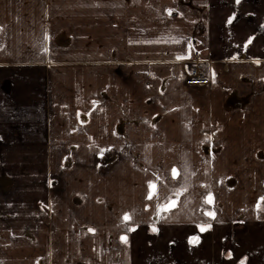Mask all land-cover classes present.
I'll list each match as a JSON object with an SVG mask.
<instances>
[{"label": "crops", "instance_id": "1", "mask_svg": "<svg viewBox=\"0 0 264 264\" xmlns=\"http://www.w3.org/2000/svg\"><path fill=\"white\" fill-rule=\"evenodd\" d=\"M262 197L264 0H0V264H264Z\"/></svg>", "mask_w": 264, "mask_h": 264}, {"label": "rangeland", "instance_id": "2", "mask_svg": "<svg viewBox=\"0 0 264 264\" xmlns=\"http://www.w3.org/2000/svg\"><path fill=\"white\" fill-rule=\"evenodd\" d=\"M184 64H187V66H189L191 63L184 62ZM180 200L178 198L179 202H180ZM192 206H193V199L191 198L189 201V204H187L186 207H183V208L179 207L177 209H172L171 211H174V212L177 211L179 213L175 216L173 215L174 216L173 219H178V220H182V221H195L196 217H197V212H196V208H193ZM135 220H136V224L138 225L142 220H145L148 222H155L157 220V217H156V214L154 213V211L151 212V210H149V213L141 214L139 212V210H137ZM152 228H155V227H152Z\"/></svg>", "mask_w": 264, "mask_h": 264}, {"label": "snow or ice", "instance_id": "3", "mask_svg": "<svg viewBox=\"0 0 264 264\" xmlns=\"http://www.w3.org/2000/svg\"><path fill=\"white\" fill-rule=\"evenodd\" d=\"M237 3H239V0H237ZM169 14H171V10L169 11ZM229 23H231V19L229 20ZM248 43H251V38L249 39ZM45 51H47V49H45ZM185 58H186L185 56H177V57H176L177 60H181V59H185ZM233 59H235V57H233ZM255 62H256L257 64L260 63L259 60L255 61ZM103 151H104V150L102 149V150H101V155L103 154ZM172 172H173V175H176V169H173ZM157 179H159V177H157ZM149 187H150V189H151L152 191L149 193V195H148V199H152L153 196L156 194V184H155L154 182H150V183H149ZM176 195H179V193L177 192ZM167 199H168V201H169L168 204L158 205V207L160 208L161 211H167V210H169L171 207H175V201H173V200L171 199V197H168ZM261 199L264 200V197H262ZM206 202L209 203V204L212 203L211 196H209V198L207 199ZM257 207H259V205H257ZM209 215H213V216H214L213 213H209ZM123 219H124L125 221H129V220H131V216L126 214V215L123 217ZM208 227L210 228L211 225L209 224ZM205 230H206V229H205L204 227H201V231H205ZM89 231H93V229H89ZM153 231H156V229L153 228ZM122 239H123L125 242H127V238H126V237H122ZM193 239H196V238H193ZM229 255H231V254H229ZM244 259H246V258H244ZM241 264H244V260H241Z\"/></svg>", "mask_w": 264, "mask_h": 264}, {"label": "built area", "instance_id": "4", "mask_svg": "<svg viewBox=\"0 0 264 264\" xmlns=\"http://www.w3.org/2000/svg\"><path fill=\"white\" fill-rule=\"evenodd\" d=\"M188 67L186 84L188 86H202L209 84L204 62L195 59Z\"/></svg>", "mask_w": 264, "mask_h": 264}, {"label": "flooded vegetation", "instance_id": "5", "mask_svg": "<svg viewBox=\"0 0 264 264\" xmlns=\"http://www.w3.org/2000/svg\"><path fill=\"white\" fill-rule=\"evenodd\" d=\"M176 203V202H175Z\"/></svg>", "mask_w": 264, "mask_h": 264}]
</instances>
